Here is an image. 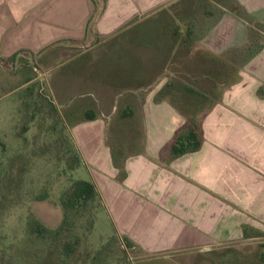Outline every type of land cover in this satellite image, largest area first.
Returning <instances> with one entry per match:
<instances>
[{"label": "crops", "instance_id": "1", "mask_svg": "<svg viewBox=\"0 0 264 264\" xmlns=\"http://www.w3.org/2000/svg\"><path fill=\"white\" fill-rule=\"evenodd\" d=\"M16 57L81 92L70 134L132 248L264 264V0H0ZM196 107L201 147L172 157Z\"/></svg>", "mask_w": 264, "mask_h": 264}, {"label": "rangeland", "instance_id": "2", "mask_svg": "<svg viewBox=\"0 0 264 264\" xmlns=\"http://www.w3.org/2000/svg\"><path fill=\"white\" fill-rule=\"evenodd\" d=\"M75 46L77 53L85 50ZM36 62L0 58V264H168L162 254L126 247L100 198V207L87 203L69 213L60 237L32 231L33 221L62 226V196L74 181L90 180L70 134L81 92ZM67 98L65 106L60 99ZM66 239L77 244L63 256Z\"/></svg>", "mask_w": 264, "mask_h": 264}, {"label": "trees", "instance_id": "3", "mask_svg": "<svg viewBox=\"0 0 264 264\" xmlns=\"http://www.w3.org/2000/svg\"><path fill=\"white\" fill-rule=\"evenodd\" d=\"M202 97L204 99L207 98V96L204 94L202 95ZM200 109L206 110L205 107L190 108V110H192L193 116L188 118L186 124L177 131L174 142L170 146L172 157H178L185 153L195 152L201 147L202 138L198 123V111ZM87 203H98L97 205L98 207H100L99 197L94 184L91 181L85 180L74 181L68 191L61 198V205L64 210L63 225L53 230L44 227L37 221H33L31 226L32 231L39 237H60L62 231H64L69 225V213L82 208V206L86 205ZM123 241L126 247L132 248V244L127 239H123ZM61 243V255L67 256L75 251V247L77 244L76 241L71 242L66 239Z\"/></svg>", "mask_w": 264, "mask_h": 264}]
</instances>
